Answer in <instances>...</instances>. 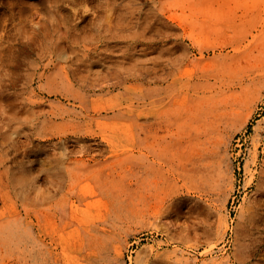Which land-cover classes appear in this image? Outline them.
Instances as JSON below:
<instances>
[{
	"label": "rangeland",
	"instance_id": "374dc122",
	"mask_svg": "<svg viewBox=\"0 0 264 264\" xmlns=\"http://www.w3.org/2000/svg\"><path fill=\"white\" fill-rule=\"evenodd\" d=\"M230 1L220 11L210 0L203 6L200 0H164L168 38L159 46L184 79L192 70L213 74L210 93L201 95L213 102L152 135L131 129L136 123L147 128L153 117L125 116L117 119L123 130L111 134L116 145L110 147L100 129L111 122V112L87 121L59 92L62 85L37 84L35 52L62 38L41 40L35 52L20 55L16 112L10 73L0 69L6 144L0 264L264 263V246L256 242L264 237V33L252 39L262 30L253 20L264 11L250 0ZM73 2L81 12L72 23L86 27L98 0H72L70 11ZM187 45L193 64L180 72V48ZM95 93L104 100L114 92ZM12 134L19 136L14 147ZM41 199L45 206L38 205ZM41 207L51 216L39 223Z\"/></svg>",
	"mask_w": 264,
	"mask_h": 264
},
{
	"label": "bare ground",
	"instance_id": "6f19581e",
	"mask_svg": "<svg viewBox=\"0 0 264 264\" xmlns=\"http://www.w3.org/2000/svg\"><path fill=\"white\" fill-rule=\"evenodd\" d=\"M205 1L207 0H200V4L203 6ZM226 1L228 0H210V3L216 4V10L224 11ZM69 2L72 0H0V69L9 71L13 82L10 102L13 112L18 109L19 95L16 85L20 55L25 50L35 52L39 41H54L56 36L62 40L56 42L54 47L38 49L39 52H35L39 59L38 62L33 63V70L38 74L37 84L41 85L43 82L49 86L62 85L65 92L63 93V89L59 92H62L65 100H72V107L78 108L87 121L94 122L102 116V113L111 112V122H106L107 124L102 125L100 129L103 139H107L110 147L116 145L111 134H119L123 130V125H117L119 118L130 115L136 121L139 118L153 117L154 122L147 128L136 123L135 128L131 129L143 131L144 135L148 136L168 129L175 119L184 114H189L193 110L200 111L204 107L210 108L213 96L202 98L201 95L210 93L208 89L213 74L206 69L201 76H196L197 72L192 70L190 76L184 79L181 73H175L173 70L177 63L171 59L167 50L163 49V45L159 46L167 42L168 38L165 33L167 23H165L164 0H98L94 7L91 6L93 18L83 28L80 27L81 24L79 26V21L72 23L79 19L81 10L79 12V8L73 2L74 7L70 11ZM242 2L237 0V5ZM250 2L260 6L264 11V0H250ZM71 17H73L72 21ZM260 17L253 20L255 25L259 24L262 28L252 36L254 40L264 33V14ZM168 26L172 28L171 24ZM180 30L183 35L186 33V28L181 26ZM189 39L193 41L191 37ZM187 51L188 45L180 48L179 71L183 66L193 64L187 57ZM262 51L264 55V45ZM33 80L34 78L30 82ZM95 91H105V95L114 93L112 97L102 100L99 95L94 97ZM179 100H183L182 104L180 101L181 105H177ZM87 132L95 133V131ZM1 139L0 136V189L4 186L1 176L6 166V159L2 154L6 144ZM11 139L14 147L19 141V136L15 134ZM46 203V200L41 199L38 205L45 206ZM50 216V208L37 209L39 223ZM256 242L264 246V237L257 239Z\"/></svg>",
	"mask_w": 264,
	"mask_h": 264
}]
</instances>
